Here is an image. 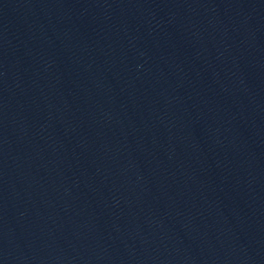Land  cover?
<instances>
[{"label":"water","instance_id":"water-1","mask_svg":"<svg viewBox=\"0 0 264 264\" xmlns=\"http://www.w3.org/2000/svg\"><path fill=\"white\" fill-rule=\"evenodd\" d=\"M0 264H264V0H0Z\"/></svg>","mask_w":264,"mask_h":264}]
</instances>
